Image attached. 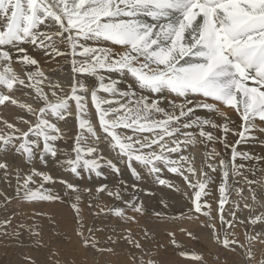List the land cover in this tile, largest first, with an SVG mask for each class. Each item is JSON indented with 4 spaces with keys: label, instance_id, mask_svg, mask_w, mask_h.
<instances>
[{
    "label": "snow or ice",
    "instance_id": "1",
    "mask_svg": "<svg viewBox=\"0 0 264 264\" xmlns=\"http://www.w3.org/2000/svg\"><path fill=\"white\" fill-rule=\"evenodd\" d=\"M26 45L57 65V57L70 63L72 78L67 92L59 80L41 70V62ZM14 64L22 68V73L15 70ZM50 71L54 74L56 69ZM104 73L131 77L139 94L132 86L122 88L123 80L106 78ZM89 77L94 83L88 82ZM15 93L31 102L14 98ZM7 103L24 114L17 116L15 123L0 122V171L4 182L10 184L14 176L15 198L27 204L68 203L74 213L77 243L84 250L115 254L123 242L128 245L129 264H156L151 258H143L142 241L151 240L147 228L137 238L129 227L140 223L138 216L147 215L143 201L136 195L138 184L120 180L115 190L106 184L95 189L97 195L105 193L115 203L109 206L90 200V215L114 217L118 222L102 241L96 235L102 229L87 225L80 207L81 191L91 195L92 189L81 190L67 179L58 180L38 169L37 161L47 166L51 158L77 178H99L103 168L120 176V165H125L135 181L142 179L139 166L158 185L179 193L176 184L162 178L166 170L192 190L183 195L192 204L189 213L199 214L197 219L204 217L201 227L211 230L217 244L236 253L238 264H252V242L264 244V213L248 217L255 235L246 230L244 242L235 238L234 231H223L246 223L237 217L239 204L229 211L231 220L223 213L228 202V181L243 176L244 171L253 177L264 172V153L237 150L239 144L257 139L251 136L254 130L264 133V125L256 123L264 122V0H0V105ZM221 105L237 114L239 131L230 127L235 121ZM198 110L208 115L202 117ZM213 114L221 120L213 119ZM70 117H74L76 131L70 150H65L58 141L65 140L67 132L59 123H67ZM229 133L239 137L233 144L228 141ZM198 143L203 145L205 157L199 176L184 155L189 146ZM217 143L231 148V161L222 158L215 148L208 151L209 145ZM105 151L112 155L106 156ZM9 156L20 157L30 167L26 171L14 167ZM218 157L219 229L212 205L202 201L213 183L205 167L216 172L217 164L209 161ZM238 159L248 163H238ZM245 180L253 204L264 198L253 187L258 183L256 179ZM56 183L63 186V195L47 187ZM129 191L131 195H126ZM145 195L155 193L146 191ZM11 199L4 196L5 202ZM161 204L168 207L164 201ZM244 207L250 213L255 211L251 204L245 203ZM152 215L166 218L163 210L153 211ZM185 215L182 212L180 217L167 218L175 220ZM11 223V218L0 222V235H10L7 229ZM120 224L125 227L120 228ZM256 225H261L259 231ZM18 229L11 235L19 238L23 230L39 236L34 223H21ZM181 231L192 237L185 229ZM168 235L179 248L175 234ZM179 255L201 259L184 251ZM24 259L25 264H36L31 257Z\"/></svg>",
    "mask_w": 264,
    "mask_h": 264
},
{
    "label": "bare ground",
    "instance_id": "2",
    "mask_svg": "<svg viewBox=\"0 0 264 264\" xmlns=\"http://www.w3.org/2000/svg\"><path fill=\"white\" fill-rule=\"evenodd\" d=\"M25 47L29 49V53L31 55H33L41 62V70H43L46 75L51 73L50 69H56V72L54 74H51L52 76L57 75L60 77V74H58L59 71H63L72 76L70 63L65 61L62 57L56 58L60 62L59 65H57L56 63L49 61L47 57L41 55L38 50L32 49L31 46L26 45ZM13 67L15 68V70L22 71V68L17 64H14ZM32 70L35 69L33 68ZM104 75L106 78L111 77L114 79L115 73H104ZM117 75L119 79L123 80V83L121 84L122 88L126 89L127 87L132 86L135 89V84L132 81L131 77H121L119 74ZM87 79L89 83H94L91 77ZM135 90L139 94V89ZM102 94L106 95L104 93ZM14 98L24 102H31L28 97L23 96L21 93H15ZM88 102L90 105V97ZM220 107L223 111H226L228 113L232 120L235 121V125H230V127H236V130L239 131L240 129L238 128V125L241 123V121L239 120L237 114L231 109L223 108L222 105ZM3 111H11V113L5 114L3 113ZM91 111L94 112V109H92ZM23 114L24 113L19 108L12 107L10 103H7L6 105H0V122L7 120L8 122L15 123L16 117ZM207 115L208 113L205 112L201 116L204 117ZM212 118L216 119L217 121L221 120V118L215 116V114H213ZM258 121L259 120H257L256 122ZM257 124L264 125V122L259 121ZM21 126L23 127V125ZM2 127L3 124L0 123V128ZM59 127L66 130L67 136L65 140L58 141V143L65 150H70L71 144L73 142V136L76 131L74 117H70L67 123L60 122ZM214 131H216L217 135H221V133H219L217 130ZM251 136H254L257 139H249L247 142L239 144L237 146V150L240 152H248L256 155L264 153V147L261 146V141H264V133H261L257 129L251 133ZM237 139H239V137L233 136L231 133H229L228 141L230 144H233ZM197 147L202 151L203 158L205 159L203 145L198 143L196 148ZM188 148L196 149L191 146H189ZM213 148H215L216 152L220 153V156L222 158L231 161V148L225 149L222 144L217 143L215 145H209L208 151L211 152ZM104 154L106 156L112 155L107 151H105ZM173 158H176V156H174ZM8 159L14 167L20 166L22 171H26L27 168L30 167V165H24L22 163V159L18 156H9ZM237 162L245 164L248 163L247 161H241L239 159L237 160ZM212 163H215L219 166V157ZM36 167L38 169L49 172L58 180L67 179L69 182L78 185L81 190L86 187L92 189L91 195L83 193V191H81L80 207L82 209L85 223L87 225L102 229V232L96 233L97 237L102 241L106 240L107 235L111 233L113 227L117 226L118 222L114 217L103 215L93 217L92 215H90L89 209L87 207L88 201L91 200L94 204L99 203L102 205L110 206L111 204L115 203V201H113L112 198L107 196L105 193H99L97 195L95 189L102 184H106L110 189L115 190L118 182L120 180H124L128 184H138L139 190L137 191L136 195H138L143 201V204L147 211V215L143 217L138 216V219L140 221L138 225H129V227H131L133 231V234H135L137 238H140L144 228H147L149 235L151 236V240L147 242L142 241V243H144L145 252L143 258L146 261L151 258L156 262V264H238L240 257L236 253H233L217 244L212 238L210 229L201 227V221L204 219V217L199 216V218L197 219L196 217L199 214L195 212L189 213V209L192 208V204L190 200H188L183 195V193H191L192 190L189 189L179 177L168 173L166 170L164 171L162 178L170 179L174 184H176L181 190L179 193L173 191L168 187L158 185L155 182L154 178L148 176L146 171L139 169V166L137 167L141 172L142 177V179L139 181H135L133 179L125 165H120V176H117L108 168H103V175L99 178L95 175H92L91 177L85 175L82 178H77L72 174L65 172L63 168L58 167L55 163L52 162L51 158H49L47 166L37 161ZM205 171H209V175L213 178V183L209 185L210 194L207 196H203L202 201L210 203L212 205V215L217 217L216 225L217 229H219V215L216 209L218 208L217 201H219L220 198L218 187L221 183V173L219 174L217 172H210V170H208L207 168H205ZM244 177H247L248 179H256L258 183L253 185V187L256 188L258 194H264V172H257L256 176L253 177L249 172L244 171L243 176H235L228 181V189L225 193V195L228 197V202L224 205V217L227 220H231L232 217L229 215V211L234 209L236 204H239L241 211L237 212V217L240 220H245L246 223L244 225L237 223L234 229L225 227L223 231H234L235 238L240 240L241 242H244L245 240L246 230L250 235H255L253 226L247 223L248 217L250 215H260L261 213H264V198L258 200L255 204H253L252 194L251 192H249V185L246 182L244 188H246L247 190V197L242 194L237 195L238 192L236 193V191L239 190V188H243L242 186L244 185ZM232 185L235 186V188H238L237 190L234 189L235 193L231 191ZM15 187L16 181L14 176L10 177V184L6 183L4 182L3 173L2 171H0V193H3V195H0V222L5 220L6 218H9L11 214L14 215V213L16 212L20 213L19 215H17L18 218L14 215L15 219L12 221L11 226L7 229L10 235L7 237L0 235V264H25L21 259L22 256L31 257L32 260L36 262V264H54V262L56 261L55 259H62L67 255L74 259H71L74 262L73 264H79V260H82V264H129L126 259L128 245L123 242H121L117 247V251L115 254H110L107 252L98 253L91 249L84 250L83 248H81L77 243V237L75 236L73 231L75 227V222L73 219L74 213L68 203L45 202L37 204H27L15 198ZM47 187L51 188L53 192H59L61 195H63L64 189L63 186L59 183L48 184ZM146 191L153 192L155 193V195H145ZM5 195L14 197L12 198L13 200L11 199V203L4 201ZM126 195H131V191L126 193ZM161 201L166 202L168 204V207L164 208L163 204H161ZM245 203L251 204L255 211L250 213L249 210L244 207ZM94 210L98 211V209ZM160 210H163L166 213L165 219H160L152 215L153 211ZM34 212L43 213V215L34 216ZM182 212L186 214L182 218L175 220L167 218L172 216L180 217V214ZM188 215H191L193 218H187ZM21 223L25 225H32L34 223L36 225V230L39 232V236H31L28 232L23 230H20L22 234L19 238L11 235L15 231L19 230L18 225ZM119 227L123 228L125 227V225L120 224ZM255 228L257 231H259L261 229V225H256ZM181 229H185L187 232L192 233V237H189L184 231H181ZM2 231L3 229H0V232ZM169 232H173L175 234V240L180 245L179 248L175 247L171 243L172 237L168 235ZM65 237L70 239L71 243H68ZM221 239H223L222 235ZM101 246L107 247L110 245L102 244ZM251 250L254 257L252 264H260V259H264V244H261L258 241H253ZM181 251H184L188 254H196L200 256L201 259L197 261L194 259L182 257L181 255H179V252ZM53 252L56 254L57 258L52 256ZM52 260H54V262H51ZM67 263L69 264V262Z\"/></svg>",
    "mask_w": 264,
    "mask_h": 264
},
{
    "label": "rangeland",
    "instance_id": "3",
    "mask_svg": "<svg viewBox=\"0 0 264 264\" xmlns=\"http://www.w3.org/2000/svg\"><path fill=\"white\" fill-rule=\"evenodd\" d=\"M17 72H20V73H22V71H19V70H16ZM58 72V71H57ZM62 72V73H61ZM59 71L58 72V74H60V77L59 76H52L51 74H52V72L51 73H49L48 75H50V76H52L53 77V80H59V82L64 86V90H65V92H67L68 91V86H69V84H70V82H71V78H72V76L71 75H68L67 73H65V72H63V71ZM65 73V74H64ZM62 74V75H61ZM71 76V77H70ZM62 79V80H61ZM70 79V80H69ZM114 79H119L118 78V75H117V73H115V76H114ZM68 84V85H67ZM102 93H99V95H101ZM101 96H105V95H101ZM12 107H15V106H13V105H11ZM8 110V109H7ZM206 111L205 110H198V115H202V114H204ZM3 113H5V114H10L11 113V111H3ZM259 122V121H258ZM258 122H256V123H258ZM194 148H196V147H194ZM188 151H186V153H184V155H186V156H188V158H189V160H190V162L192 163V165L197 169V176H199V170L201 169V167H202V165L204 166V164H205V159L203 158V153H202V151L200 150V149H198V147L196 148V149H187ZM201 151V152H200ZM177 158V157H176ZM209 162H213V161H209ZM201 165V166H200ZM206 168V167H205ZM141 170H143V169H141ZM217 173H221V170H220V168H219V166L217 165V171H216ZM245 177L243 178V183H244V185L242 186L243 188L245 187ZM247 183V182H246ZM243 188H241V189H243ZM234 189H238V188H235V186H233L232 185V187H231V191H233L234 192ZM240 189V188H239ZM235 190V191H236ZM246 188H244L243 189V191H236V193H237V195L238 194H242V195H244L245 197H247V193H246ZM235 193V192H234ZM245 193V194H244ZM12 198H14V197H12ZM13 200V199H12ZM11 200V201H12ZM15 200V199H14ZM11 201H10V203H11ZM218 202V201H217ZM20 213L19 212H16V213H14V215H15V217H17L18 218V216L17 215H19ZM14 215H10V217L9 218H11V221H13L14 219H15V217H14ZM53 257H56L57 258V256H56V254L55 255H52ZM26 256H22L21 257V259H22V261L25 263V258ZM71 259H73V258H71V257H69L68 255L66 256V257H64V258H57V259H55L56 261L55 262H59V264H68L67 262H69V264H73L74 262H73V260H71ZM260 260H264L263 258L262 259H260ZM259 260V261H260ZM63 261V262H62ZM51 262H54V260H52ZM55 262H54V264H55ZM79 262V264H82V260H79L78 261ZM42 264H45V263H42Z\"/></svg>",
    "mask_w": 264,
    "mask_h": 264
}]
</instances>
